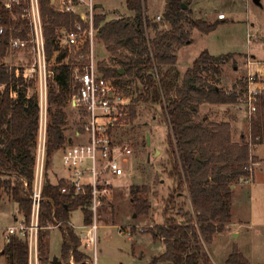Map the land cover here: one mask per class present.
Returning a JSON list of instances; mask_svg holds the SVG:
<instances>
[{
  "label": "trees",
  "instance_id": "trees-1",
  "mask_svg": "<svg viewBox=\"0 0 264 264\" xmlns=\"http://www.w3.org/2000/svg\"><path fill=\"white\" fill-rule=\"evenodd\" d=\"M48 57L55 50L56 65L47 94V139L44 179L42 183L37 234L38 264H45L46 234L44 227L59 222L62 234L61 257L69 262L74 256L80 262L79 238L68 224L70 211L81 208L84 224L91 223L90 193L72 197L73 189L60 178L51 182L47 178V158L59 147L69 143L65 133L68 100L77 84L73 82L72 65L62 63L66 50L58 45L57 29L70 27L78 17L60 12L50 5V0H38ZM146 0H125L132 12L126 17L106 19L95 14L94 26L108 56L98 62V69L105 76L116 77L126 88L136 79L140 91L135 95L129 111V125L137 114L136 101L161 103L169 125L170 147L173 162L171 173L177 179V187L185 185L193 212L179 208V218L168 216L146 231L153 239L160 238L164 250L150 259V264H213L204 247L216 233L226 231L231 222L230 185L243 182L251 175L257 158L252 147L264 144V94L258 97L256 110L248 116L247 134L241 133L238 141L231 139L229 121H213L207 115H199L202 103L234 104L243 101L245 81L236 90L225 91L203 72H219L218 66L228 61L231 53L213 55L204 49L194 58L190 67L180 76L176 67L175 50L192 41L188 26L202 33H209L225 19L208 21L188 16L189 7L182 3L189 0H166L159 21L147 15ZM27 0L11 1L10 7L0 0V195L16 204L25 223L30 216V192L34 178L36 135L39 124V99L33 79L22 68L6 64L9 38H26L28 21L22 15ZM151 32V35H150ZM116 64V66H115ZM118 70H122L119 74ZM127 77V78H125ZM76 127L78 124L75 123ZM129 127V126H128ZM119 132L125 137L127 129ZM129 132V130H128ZM127 138V137H126ZM66 185L69 193L60 188ZM146 188L130 186V197L136 214H145L150 201L143 197ZM83 254V253H82ZM0 255L7 264H29L27 242L10 235L2 246ZM68 264V263H66ZM222 264H251L233 244Z\"/></svg>",
  "mask_w": 264,
  "mask_h": 264
},
{
  "label": "rangeland",
  "instance_id": "rangeland-1",
  "mask_svg": "<svg viewBox=\"0 0 264 264\" xmlns=\"http://www.w3.org/2000/svg\"><path fill=\"white\" fill-rule=\"evenodd\" d=\"M165 1L146 0L147 15L159 21L157 15L161 17L160 10ZM95 2L102 4L100 8H96V14L102 13L106 19L132 14L127 9L125 0ZM187 7L188 16L193 18L213 21L218 19L217 14L221 12H224L226 18L206 34L196 28L187 27L192 41L175 50L176 67L180 76L204 49L213 55L231 53L228 61L218 66V73L212 70L203 72L209 78L214 77V82L225 91H237L243 85L248 71L263 69L264 0H189ZM93 50L97 63L107 59L108 52L98 37L94 40ZM25 57L15 54L5 60L10 66L22 68L27 59ZM132 85L137 95L140 84L134 79ZM135 105L137 114L130 122L127 134L125 133L132 146L130 164L124 174L110 179V199H104L97 207L95 252L91 247L87 248L82 244L87 226H84L83 211L77 208L70 211L68 224L79 238L78 251L82 260L78 262L74 256L69 257V262L62 260L61 230L59 226L49 225L43 228L47 242L45 264H54L55 258H59L62 264H150L151 257L160 254L164 246L161 239H153L146 228L163 223L168 216L179 218V208L193 212L185 185L178 188L177 179L171 173L173 156L168 145L170 130L162 104L139 100ZM66 113L65 133L73 138V142H77L78 139L73 134L77 128L75 123L78 122L76 111L68 107ZM199 115H207L213 121H229L232 141H238L241 133L247 134L248 115L243 101L234 104L202 103L199 106ZM253 153L259 158L253 170L254 182L249 180L231 187L232 218L228 234L226 231L216 233L210 243L203 244L217 264L225 260L233 243H236L250 263L264 264V144L258 145ZM47 160L46 174L51 182H56L58 175L67 174L57 150ZM132 184L138 188H146L143 197L150 201V207L145 214H136L134 211L130 197ZM90 215L92 221L91 211ZM22 220L15 202L9 201L5 194L0 195V249L5 241L4 230L18 225ZM233 228L237 230V235L231 232ZM0 264H7L2 255Z\"/></svg>",
  "mask_w": 264,
  "mask_h": 264
},
{
  "label": "built area",
  "instance_id": "built-area-1",
  "mask_svg": "<svg viewBox=\"0 0 264 264\" xmlns=\"http://www.w3.org/2000/svg\"><path fill=\"white\" fill-rule=\"evenodd\" d=\"M11 1L4 0L9 8ZM28 6L22 15L28 21L29 31L26 38L10 37L7 43V58L15 54L26 56L22 66L23 73L33 79L39 99V124L36 135V150L34 162V178L30 192V216L28 223L24 220L18 225L4 230V239L16 235L27 242L29 264H38L37 234L39 228V212L41 203L42 183L46 160L47 139V94L48 85L53 78V66L56 65L58 50L48 57L43 32L39 1L27 0ZM50 5L57 11L73 13L78 17L66 28L57 29V40L60 48L66 50L62 63L68 64L72 57L73 82L77 84L68 100V107L76 111L78 127L73 134L78 139L58 148L63 168L67 172L64 179L72 187V197L89 191V210L92 221L87 226L82 244L92 248L97 247L96 212L104 199L110 196L111 181L124 174L130 164L132 146L126 137H120L119 132L129 126V111L134 104L133 93L129 85L126 88L116 77L105 76L98 69L94 56V40L98 36L94 26L96 14L95 0H50ZM218 19H225L224 12L217 14ZM157 19L160 16L157 15ZM3 27L0 26V34ZM53 63V66L51 65ZM8 64V63H6ZM251 64V63H250ZM245 89L243 103L250 116L256 110V101L264 94L263 69L248 71L244 78ZM1 87V86H0ZM253 172V168H252ZM251 176L244 182L251 180ZM59 178V179H60ZM62 193H69V188L63 185ZM53 226H59L56 222ZM95 264V263H93Z\"/></svg>",
  "mask_w": 264,
  "mask_h": 264
},
{
  "label": "crops",
  "instance_id": "crops-1",
  "mask_svg": "<svg viewBox=\"0 0 264 264\" xmlns=\"http://www.w3.org/2000/svg\"><path fill=\"white\" fill-rule=\"evenodd\" d=\"M166 2V1H165ZM102 6V4L100 3V2H96V8H100ZM164 7H165V4H164ZM164 7L160 10L161 12H163V10H164ZM108 20V19H107ZM182 72V71H181ZM0 89H1V87H0ZM209 118V117H208ZM210 119V118H209ZM258 146V145H257ZM257 146H255V149L253 150L252 149V153L254 152V151H256V149H257ZM253 155L257 158V162L256 163H253V165H252V168H253V170H254V166H255V164H257L258 162H259V158H258V156H256L254 153H253ZM61 176H59L58 175V179L60 178ZM254 180H255V175H254V173L252 172V176H251V181H252V183L254 182ZM244 182V181H243ZM240 183H242V182H240ZM234 187H236L235 185H233ZM230 187H231V185H230ZM107 199H110L109 197L107 198ZM9 201H11V200H9ZM231 216H232V214H231ZM233 220V219H232ZM69 222V221H68ZM229 228H231V227H229V223L228 224H226V232L225 233H227L228 234V229ZM231 232L232 233H234L235 235H237L238 234V232H237V230L236 229H234L233 228V230L231 229ZM214 237H215V235H214ZM213 237V238H214ZM4 243H5V241H4ZM233 244H236V243H233ZM2 249V248H1ZM1 249H0V251H1ZM206 250H207V248H206ZM210 257H211V255H210ZM57 260H59L61 263H62V261L59 259V258H57ZM211 260H212V262H213V264H217V263H215V261L213 260V258L211 257ZM223 261L224 260H222L219 264H222L223 263ZM252 264V263H251Z\"/></svg>",
  "mask_w": 264,
  "mask_h": 264
},
{
  "label": "water",
  "instance_id": "water-1",
  "mask_svg": "<svg viewBox=\"0 0 264 264\" xmlns=\"http://www.w3.org/2000/svg\"><path fill=\"white\" fill-rule=\"evenodd\" d=\"M254 2H257V0H254ZM187 7V5L186 4H184V3H182V8H186ZM118 72H119V74H121L122 73V70H118ZM71 139L69 138V141H70ZM147 142H148V138H147ZM231 187H233V185H231ZM53 262H54V264H62L59 260H57V258H55L54 260H53Z\"/></svg>",
  "mask_w": 264,
  "mask_h": 264
}]
</instances>
